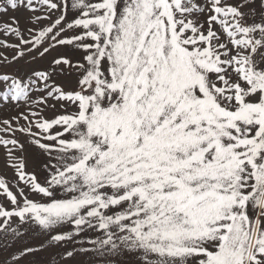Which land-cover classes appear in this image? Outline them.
<instances>
[{"label":"snow or ice","instance_id":"6c2138e0","mask_svg":"<svg viewBox=\"0 0 264 264\" xmlns=\"http://www.w3.org/2000/svg\"><path fill=\"white\" fill-rule=\"evenodd\" d=\"M0 264H264V0H0Z\"/></svg>","mask_w":264,"mask_h":264},{"label":"rangeland","instance_id":"374dc122","mask_svg":"<svg viewBox=\"0 0 264 264\" xmlns=\"http://www.w3.org/2000/svg\"><path fill=\"white\" fill-rule=\"evenodd\" d=\"M9 55H11V53H8ZM9 175H11V173H9Z\"/></svg>","mask_w":264,"mask_h":264}]
</instances>
